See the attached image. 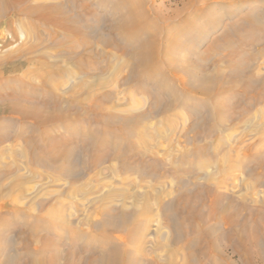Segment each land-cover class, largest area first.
Here are the masks:
<instances>
[{"label": "rangeland", "instance_id": "rangeland-1", "mask_svg": "<svg viewBox=\"0 0 264 264\" xmlns=\"http://www.w3.org/2000/svg\"><path fill=\"white\" fill-rule=\"evenodd\" d=\"M74 5L73 10H77L73 15L93 31L84 49L91 74L69 80L64 77L61 83L55 69L49 67L56 57L51 50L48 57L40 52L31 54L33 62L20 72L30 71V82L39 85L36 75L49 77L51 72L47 71H53L50 82L59 81L67 92L83 85L81 97L90 88L85 82L92 81L93 74L100 75L101 87L93 84L91 89L97 93L93 100H99L105 110H91L93 101L76 97L70 102L76 116L65 121L73 127L71 132L64 130V122L47 126L56 138L47 136L36 143L41 148L52 138L71 147L72 171L79 173L73 187L84 192L88 186L91 191L68 198L66 192L72 186L67 178L51 182L52 169L14 158L12 150L26 147V135L17 137V133L29 121L1 118L0 170L14 163L11 167L16 173L30 177L21 185L24 196L18 198L16 192L10 195L20 208L32 204L35 210L31 214L41 217L40 224L48 227L50 220L41 215L46 209L41 198L51 189L62 188L59 199L74 223L53 220L51 230L42 233L52 239L51 244L39 250L27 238L24 225L30 218L25 209L12 215L7 196H0V217L5 219L0 220V262L8 254L13 264H31L32 259L43 257H56L58 264H94L103 246L111 253L117 249L126 264H202L209 256L224 254L234 258V241L241 235L256 234L249 220L264 218V129L258 126L264 124V80L252 83L247 78L256 71L264 76V0H76ZM126 10L140 28L131 33L135 37L132 42L125 41L114 28L120 12ZM15 18L13 13L0 19V33L4 34L0 54L23 42L21 38L10 40L8 30ZM42 28L46 26L42 24ZM145 38L156 59L142 71L128 63L133 46ZM31 55L22 54L23 58ZM235 66L240 73L233 70ZM218 70H222L219 80L223 89L216 87L219 80H198L200 75ZM204 85L211 87L212 93L208 94ZM130 113L145 117L127 124L110 119L111 114L121 119ZM94 138L104 145L93 144ZM120 152L124 166L117 157ZM210 174L215 181L234 186L218 188V207H213L205 190L211 186L205 178ZM9 181L7 175L0 179L2 184ZM181 182L186 188H181ZM159 187L163 193L155 194ZM185 189L188 197L180 195ZM109 190L135 191L143 200L147 192L151 208L136 211L138 201L120 194L109 203L98 198ZM47 198L48 202L54 199ZM169 199L163 211L162 203ZM106 206L128 215L130 220L122 231L93 227L101 221ZM25 242L28 248H23Z\"/></svg>", "mask_w": 264, "mask_h": 264}, {"label": "bare ground", "instance_id": "bare-ground-1", "mask_svg": "<svg viewBox=\"0 0 264 264\" xmlns=\"http://www.w3.org/2000/svg\"><path fill=\"white\" fill-rule=\"evenodd\" d=\"M66 1L68 4L65 2V0H0V19L1 17L6 16V14L11 15L13 13L17 17L13 20L11 28H9L8 30L9 37L11 38L10 40L15 42L19 38H21L23 41L20 45L16 46V48L10 49L0 54V125L3 124V121L1 120V118L3 117L14 118L19 121L21 120L29 121V125L24 126L23 129L21 128L22 129L21 133H17V137L22 136V133L26 135L25 138L26 147L22 148V150L20 151L16 150L14 152V150H12L14 158L15 156L19 160L25 158L35 166L38 165V167L43 166L46 167L47 169L48 168L52 169V171L50 170V172H52L51 182L62 179V177L67 178L68 179L67 182H69L71 184L70 186L72 187L70 188L69 191L66 192V194L68 198H71L72 195L75 196L79 194V192L81 191L80 188L73 187V185H76L77 183L76 178L79 175V173L74 172V170L72 171L73 168L72 149L71 147H67V145H64L63 142H59L58 140L57 141L52 140V138L53 137L56 138V136L53 130H50L49 127L51 125L64 122L62 126L64 127V130L66 132L69 131L71 132L73 127L65 123V121H67L68 119L74 116L73 115L74 112L71 109L70 102L74 101L76 97L81 98L83 102L84 101L88 102V100L93 101L94 102V103L92 102L93 107L89 106L91 110L94 109L97 111H102V110L104 111L105 108L101 105V102H99V100H93L95 99L96 97L95 95L97 93L94 92L95 90L91 89L94 87L93 84H96L97 86L101 87L102 80L100 79V75L93 74L92 81L85 82V86H89L90 88H88L87 92L83 94V97H81V93L83 92L82 90L83 85H81L80 87L78 86L72 92L65 91L59 85L60 82L63 83L62 82L63 80H61V78L64 79V77H66L69 80V77L70 78L80 77L81 74L83 73L91 74V69L89 68V66H87L88 64L84 57L85 56L84 49L86 50L87 47L88 39L86 38L91 36L93 31L89 32L90 29H88V27L86 26H83L81 24L80 19L73 15V11L75 9L77 10V8H75L76 6L74 5V2L76 0H66ZM73 6H75L74 10H73ZM78 14L79 13L77 11V15ZM117 18L118 21L115 20L116 23L114 25V28L117 31V33L121 35L125 39V41L128 42L134 41L135 37H132L133 35H131V33L134 31L138 32L140 28L135 27L137 20L134 19V17H132L130 10L121 11ZM42 24H44L46 28L43 29ZM0 36H1L0 38H3L4 34L0 33ZM45 40H48L49 43L48 44L45 43ZM149 47L150 44L146 38L144 40L142 39L139 42H137L136 45H134L130 51L131 54L129 55L130 58L128 57L129 58L128 65H130L131 67L137 66L138 68L142 69V71H144L149 65H151V61L153 59H156V53L151 55L150 53L151 49L149 50ZM49 50H51V52L56 55L55 60L53 62H50L49 67L52 68L53 70L55 69L54 73H57L58 77H60L59 78L60 82L59 81L50 82V79H52L53 76H55V74L54 75L51 74L53 71H47L48 73L51 72L49 77L43 76V74L38 73V75L36 76L40 77V82L39 85H34L30 82V76L27 75V73H29L30 71L25 72V70H23L24 72H20V70H22L26 64H31L33 62L34 57L31 54L40 52V54L44 55L45 57H48L50 56ZM22 54L31 55V56L23 58ZM70 66H72V69L70 68ZM235 67H233L234 68L233 70L236 71V74L240 73L237 70H235L237 69V67L236 68ZM238 69H240V67ZM221 71L218 70V72H214L212 74H209L208 76L202 74L198 77V80L204 81V78L206 79L211 78L218 81L219 79L222 78ZM136 72L138 73L139 71ZM263 77L264 76L260 74V71L258 72L256 71L254 74H250L247 76L248 79H252V83H254L253 82L254 79H255L254 81L256 80L260 81L262 79L264 80ZM186 80L185 82H187ZM242 80L245 79L243 78ZM203 87L207 88L206 92H208V94L212 93L213 89L211 87L209 88L208 85L207 86L204 85ZM216 87L218 88V90L223 89L224 88L223 81L217 83ZM44 94H46L47 96H44ZM62 103L65 104L62 105ZM144 117L145 116L142 113L141 114L130 113L129 116L126 115L121 119H116L118 117L114 114H111L110 119H113L119 124H127L129 122H134L137 119H144ZM258 126L264 129V124L260 123L258 124ZM259 131L262 132L261 129ZM47 136L52 137L51 141L49 142L42 141L44 147L42 146L43 148L42 147L40 148V146L37 145L38 144L37 141L40 142V139L44 140V137L46 139ZM92 143L100 146L104 145L101 140L98 141L95 138L93 139ZM43 152L49 153L50 155L48 157H45L44 155H42ZM117 157H119V159H122L123 161L122 165H123L125 163L123 158V153L120 152L117 155ZM13 165L15 166L16 164L13 163ZM13 165L10 164L9 167H5V169L0 170V179L5 175L10 177L9 182L5 184H2L0 182V196L3 198L4 196L5 197L7 196L8 201L6 203L9 204L8 210L12 212V215L18 214L21 211H23V209H25L26 216L30 218L29 221H27V223L24 225L27 228V232H26L27 238L30 242H33V244L37 246V249L43 250L44 248L48 247L51 244V242L49 241L52 239L49 240V237L43 235L42 233L44 231L48 232V230H51L50 226L51 225L53 226L52 223L53 220L54 221L59 220L62 223L71 226L74 223L73 219L71 218L72 216L69 213L67 214L64 213L66 209L65 205L59 199V194L63 192L61 191L63 189L62 188L61 189L57 188V190L55 188L51 189V191H48L46 195L41 198L42 206L44 207L46 206L45 212L44 213L42 212L41 215L45 219L50 220L48 221L49 226L45 227L43 226V224L42 225L40 224L42 220L41 217H36L31 214V212L35 210L31 208L32 204L26 203L24 205V208H20L18 206L17 201L14 200L15 198H13L10 195V194H14L13 192H16L18 198L24 196V189H22L21 185L23 184L24 179L27 180L26 179L27 176H23L22 174L16 173L14 171V169L11 167ZM213 175L214 174H210L208 177L205 178L209 183V185H211L212 187L214 186L215 189L209 186L206 189L203 188V191L205 189L206 191H208L209 195H211L212 197L211 204L214 207V205L215 206L218 205V202L221 199L219 194L221 192L218 191V188L221 187L226 188L228 186L230 188L231 187L233 188L234 186L225 182L224 180H220V182L215 181L216 177ZM27 178L30 177L28 176ZM181 184H183L181 187L182 189L186 188L185 186L186 183L184 184V182L183 183L181 182ZM223 184L226 187L222 186ZM78 185H80V183ZM85 187L86 188L84 192L83 190L81 192L87 194L89 193V190L91 191V188H89L88 186ZM189 188L190 186H188V189ZM3 190H4V194H2ZM96 190L97 189H95V191ZM159 192L163 193V189H161L160 187L157 188V190H155L154 193L156 194ZM187 193L188 192H186L185 189L181 191L180 195L184 197H188L186 196L188 195ZM118 194L122 195L124 199L133 197L136 201H138V204H136L135 206L136 211L139 210L145 212V210H149V208H151L150 202L147 201V198H149V194L147 192L144 193L143 195V197H146L145 200L142 199L141 194H138L135 191L128 193L121 191L111 192V190H109L106 192V194L104 195L102 194L101 197L100 195L99 197L98 196L97 197L103 198L109 203L111 200H113L114 196ZM164 194H167V192L166 193L164 192ZM52 196L54 199L51 198ZM47 197H50L54 201L52 200L51 202L50 200V202H48ZM222 197L225 196L222 195ZM157 199H161V198H157ZM229 201L230 200H228V203ZM6 203L4 201V204ZM169 203H170V199L167 201V203H162L163 205L161 208L163 211L164 209H166ZM212 205H209V207ZM227 205L226 207L229 206ZM106 208L107 209L103 210L101 213L102 216L101 221L93 223V227L101 228L103 231L109 230L113 233L114 231L115 232L122 231L124 227L128 225V222L130 220L128 215L124 214L122 210L119 211L115 210L116 208H111L109 206H106ZM211 209L213 210V208ZM229 214H232V210L231 213H228V216H230ZM2 217H0V220L3 219ZM205 219L206 218H204V221ZM229 219L230 218H228V220ZM204 221L200 219L201 223H203ZM201 223H199L198 221V226L196 225L200 231H202ZM211 225L213 226V223ZM213 227L207 228L206 225L207 230L209 229L210 231H213L212 229ZM2 240H3L2 236H0V243ZM7 245L8 243L6 244V246ZM27 246L28 245H26V242L23 243V248H28ZM105 250H106L105 246L100 248V254H98L97 258H95L96 262H94V264L95 263L96 264L97 263L126 264V259L122 258L121 254L117 252V249H115L116 251L113 250L115 252L112 253L107 252ZM11 259H12L11 256L6 254L5 258H3V261H1L0 264H13L12 262L13 259L12 260ZM57 262L58 259H56V257H48V258L43 257V259H39V258L32 259L31 264H58Z\"/></svg>", "mask_w": 264, "mask_h": 264}, {"label": "crops", "instance_id": "crops-1", "mask_svg": "<svg viewBox=\"0 0 264 264\" xmlns=\"http://www.w3.org/2000/svg\"><path fill=\"white\" fill-rule=\"evenodd\" d=\"M249 223L255 226L256 234L249 237L241 235L234 241V258L225 254L220 258L209 256L202 264H264V218H253Z\"/></svg>", "mask_w": 264, "mask_h": 264}]
</instances>
